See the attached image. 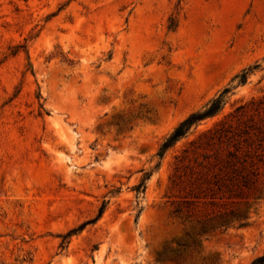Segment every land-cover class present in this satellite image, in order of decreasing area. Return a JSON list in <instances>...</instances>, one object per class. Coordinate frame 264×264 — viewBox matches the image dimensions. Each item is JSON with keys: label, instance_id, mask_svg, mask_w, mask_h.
Here are the masks:
<instances>
[{"label": "rangeland", "instance_id": "rangeland-1", "mask_svg": "<svg viewBox=\"0 0 264 264\" xmlns=\"http://www.w3.org/2000/svg\"><path fill=\"white\" fill-rule=\"evenodd\" d=\"M263 254L264 0H0V264Z\"/></svg>", "mask_w": 264, "mask_h": 264}, {"label": "trees", "instance_id": "trees-1", "mask_svg": "<svg viewBox=\"0 0 264 264\" xmlns=\"http://www.w3.org/2000/svg\"><path fill=\"white\" fill-rule=\"evenodd\" d=\"M247 71H243L240 75V83H243L246 80ZM229 88L225 87L219 94H217L214 98H212L208 103L203 107L202 110H197L194 112H191L189 115H187L184 119H182L176 127L170 132V134L163 140L162 144L160 145L159 151L157 153L159 158H162L166 152L171 146H173L179 139L184 137L186 133L189 131L192 125L196 124L199 120H202L208 116H212L216 114L222 107L224 103V96L227 92H229ZM158 166V163L157 165ZM149 173H146L145 176L141 179V181L136 185L134 188L137 192H139V189L143 187L144 181L146 178H148ZM103 206L99 209V215L103 211ZM86 224L84 222L82 225ZM204 230H201L199 233H187V240L178 243V251L181 252L182 249L188 248L189 252L187 254V259L190 261L195 259L197 254L199 253V247H200V233H202ZM176 261V260H175ZM181 264L183 261H180ZM264 262V254L258 258H256L252 264L257 263H263ZM193 262H190L192 264ZM200 264H207L204 261V258L201 259Z\"/></svg>", "mask_w": 264, "mask_h": 264}]
</instances>
